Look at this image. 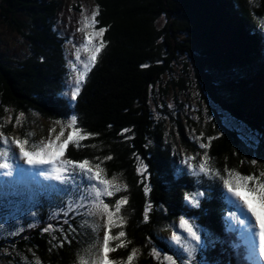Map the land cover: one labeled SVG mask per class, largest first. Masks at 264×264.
<instances>
[{"label":"trees","instance_id":"1","mask_svg":"<svg viewBox=\"0 0 264 264\" xmlns=\"http://www.w3.org/2000/svg\"><path fill=\"white\" fill-rule=\"evenodd\" d=\"M95 2L99 8L96 30L108 29L103 37L106 47L72 101L64 96L69 74L66 39L56 21L61 1L0 0L1 24L21 36L27 46L17 60L3 56L0 48V124L4 125L0 130L10 138L24 137L40 120L66 124L75 115L77 127L96 134L79 148L69 144L65 158L77 162L87 158L93 164L103 161L107 177L116 174L127 183L126 192L106 198L108 202L129 198L121 213L127 223L114 227L113 234L124 230L122 240L131 243L110 253V258L126 264L127 255L138 249L133 264H158L150 255L153 248L162 250V255H174L178 246L168 236L169 226L184 216L199 227L205 244L209 237L213 241L197 251L194 264H260L264 257L247 258L243 229L228 216L230 210L242 218L243 213L232 206L218 177L194 175L178 165L179 153L171 145L174 131L166 130L165 136L164 121L154 116L151 99L160 92L164 103L168 94V87L161 85L164 76L173 72L180 56L187 58L203 103L198 100V120L186 117L185 124L180 113L173 116L165 109L173 129L177 126L180 142L195 156L207 153L216 171L223 173L227 168L257 175L264 171V0ZM171 83L192 97L183 78ZM219 110L234 125L223 122ZM19 113L25 115L14 128ZM187 127L200 136L199 143L209 147L201 149L188 138ZM107 156L112 159L105 160ZM252 160L257 164L252 165ZM140 164L147 166L144 174L138 170ZM146 186L150 187L147 193ZM64 187L57 181L38 188L32 181L0 180V264H23L22 258L31 261L33 254L42 264H79L78 253L94 258L96 250H86L95 234L90 227H78L82 217L68 218L75 233L54 217L68 195L76 194L62 191ZM197 192L204 196L200 207L194 208L185 196ZM149 203L152 208L145 222ZM49 224L55 230L45 233ZM61 228L72 242L56 247L63 240ZM16 229L21 231L9 235Z\"/></svg>","mask_w":264,"mask_h":264},{"label":"snow or ice","instance_id":"2","mask_svg":"<svg viewBox=\"0 0 264 264\" xmlns=\"http://www.w3.org/2000/svg\"><path fill=\"white\" fill-rule=\"evenodd\" d=\"M98 15L99 8L90 17L85 16L83 21L85 27L78 29L79 31H84L85 28L92 30L87 32L86 41H82L80 47L76 49L77 61L81 59V50L87 51L88 57L87 61L83 63V72L77 71L76 73L75 83L70 93V100L72 101L78 97L87 73L98 62V57L106 47L103 37L108 29L103 27L98 30L95 29V25L98 23ZM261 26H264V21L261 22ZM97 37L100 38L99 43H93ZM72 67L75 68V64ZM24 115V113L18 114L14 128L20 126ZM7 122H11V117H8ZM57 123L62 124L63 122L57 121ZM77 124L78 118L73 115L66 122V127L71 128V132H69L67 137L61 140V137H64V126H62L59 135L54 140L49 138L46 142L31 140L30 137L34 136L32 132L26 133L24 137L10 138L8 134L0 130V173L9 177L13 176L14 173L19 174L22 171L18 163L20 160L32 167L50 165L51 167L47 171H41L38 174L43 175L45 179L54 180L59 182L60 185H64L65 187L61 189L62 191L74 190L78 193L76 201L69 202L63 214L68 216L69 213L75 212L76 215L82 217L78 227L80 229L90 227L95 234V240L86 250L91 253L92 249H95L94 258L89 260L78 253L79 264H125L122 259L110 258V253L124 248L126 243H131L130 241L122 240V238L126 237L124 230L113 234L114 227L122 228L127 223L126 216L121 213L122 206L129 203V198L125 195L111 202H106L105 198H112L121 191L126 192L128 189L127 183L121 182L116 174H113L111 178L107 177L106 169L102 167L103 161L93 164L87 158L80 162L65 158V152L69 144H75L79 148L82 141L96 135L86 133L82 128L77 127ZM3 126V124H0V129ZM54 131L55 129L50 130V136L51 132ZM199 146L201 149H206L209 144L200 143ZM92 147H95V145H92ZM104 159L110 160L112 157L107 156ZM194 160H196L195 156L188 157L185 160V163L191 169V173L218 177L222 182L223 188L227 190V194H230L232 206L243 213L242 218L237 212L230 210L228 216L243 229L241 237L246 245L247 258L260 260L261 257H264V171H260L259 175L255 173L242 174L237 170L225 168L222 173L214 170L210 163L211 158L207 153L203 154L198 165L189 163ZM251 164L256 165L257 161L252 160ZM143 168L144 171L147 170L146 165H143ZM148 191H150V187L146 186L145 192L147 193ZM203 196V192L188 193L185 196V200L190 206L199 208L200 197ZM151 208L152 205L149 203L145 209V222L149 220L148 212ZM88 218H92L91 222ZM97 218L100 222H97ZM63 223L69 225L71 232H77V229L71 226L68 219H65ZM179 227L187 233V237L194 243H185L181 236L174 232L171 239L178 246L175 248L174 255H162V250L152 249L150 255L158 261V264H178V262L179 264H193L196 252L201 247H207L213 243L209 237L207 244H205L204 235L193 220L181 216L179 218ZM50 230H55L54 225L49 224L43 229L45 233ZM102 230L104 234L101 237L99 233ZM232 230L235 231L236 229L233 228ZM20 231L21 229H16L10 232L9 235L15 236ZM59 231L64 233V236L56 247H63L64 241L71 244L72 241L68 239L65 230L61 228ZM112 241H117L118 243L112 246ZM138 251V249H133L127 255L126 264H133V261L137 258ZM33 256L34 258L31 261L22 258L23 264H42L38 257H35L34 254ZM260 264H264V260H260Z\"/></svg>","mask_w":264,"mask_h":264},{"label":"rangeland","instance_id":"3","mask_svg":"<svg viewBox=\"0 0 264 264\" xmlns=\"http://www.w3.org/2000/svg\"><path fill=\"white\" fill-rule=\"evenodd\" d=\"M60 1L62 3V8L56 21L58 24L57 28L60 32V35L66 39L64 49L69 75L66 77L67 79H65L64 82V96L70 98L72 86L74 85L76 79V73L77 71L83 72V63L87 61L88 57V52L81 50V59L77 61L75 55L76 49L80 47L82 41H86L87 32L92 30L85 28L84 31H79L78 29L85 27L83 23L84 17H90L92 13L97 9V6L95 0ZM99 41L100 38L97 37L93 41V43H99ZM26 47L27 46L25 45L24 39L17 33L9 31L1 24L0 20V48L2 50L3 56L8 57L11 60H17L20 57L24 56ZM189 63L190 62L187 58H184L183 56L179 57L178 61L173 65V72L166 74L161 84L164 88L168 87V94L164 97V103L161 99V93L158 92L155 95V99H151V106L154 116L157 119L164 121L163 123L165 127V136H167L168 131H174V140H172V138V141H170L173 150H175L176 153H179L178 165L184 166L191 173V169L189 168L188 164L185 163V160L188 157L195 155L191 151L185 149L183 144L180 142L177 126L175 125L173 129V122L167 114L169 112L173 116H176L177 113H180V115L182 116L181 120L183 124H185L186 117L195 121H197L199 118L198 113H196L199 110V106H197L198 100H200L201 103H203V101L199 98L200 93L198 91V88L196 87L195 78L193 77V68ZM73 64H75V68L72 67ZM184 69H186V72H184ZM180 77L184 79L186 86L189 87L188 92L192 94V97H187L185 93H181L186 90H180L178 89V87H174L171 83L172 80L177 81L180 79ZM175 93H177L176 96ZM179 105H182V108H180ZM165 109L168 112H166ZM204 109L206 110L207 108H205L204 106ZM219 112L221 113L220 116L223 118L222 120H224L223 122H228L230 125H234V123L230 122L227 114L223 113L221 110H219ZM34 126L35 129H33L32 131V133H34V136L30 137V139L36 142H46L49 138L54 140L55 137L59 135L62 126H64V137H61V140L65 139L69 132H71V128L66 127V124L50 122L47 120H40ZM51 129H55V131L51 132L50 136ZM186 132L188 138H190L192 141H196L199 147L200 143L198 141V138L200 136L195 131L190 132L188 127L186 128ZM245 135L248 136L249 132L245 133ZM195 157L196 160L190 161L189 163L198 165V163L202 159V154H199ZM18 163L22 169L19 174L14 173L13 176L9 177L3 175V173H0V180L8 179L12 182H22L23 180L25 181V183H29L30 181H32L38 188L41 186L50 187L54 184V180L45 179L43 175L38 174L41 171H47L49 169V165L32 167L27 165L23 160L18 161ZM138 170L140 174H144L143 164L139 165ZM77 196V193L71 196L68 195L64 207H61L58 212H55L54 217L65 220L68 219L71 215L76 214L75 212H71L68 216H65L63 213L64 210L67 209L68 203L76 201ZM108 201L109 200H106V202ZM97 221H99L98 218ZM169 229L170 230L168 232V236L170 237V239L172 237V234L175 232L177 235L181 236L182 240H184L185 243H194L187 237V233L179 227V221L175 222V225L169 226Z\"/></svg>","mask_w":264,"mask_h":264}]
</instances>
